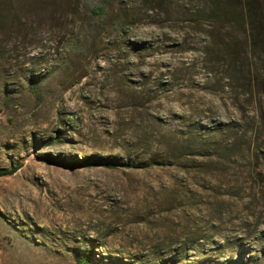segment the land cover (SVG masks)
<instances>
[{"label":"rangeland","instance_id":"374dc122","mask_svg":"<svg viewBox=\"0 0 264 264\" xmlns=\"http://www.w3.org/2000/svg\"><path fill=\"white\" fill-rule=\"evenodd\" d=\"M183 5L0 0V264H264V73L242 96ZM196 129L234 151L184 156Z\"/></svg>","mask_w":264,"mask_h":264},{"label":"trees","instance_id":"16d2710c","mask_svg":"<svg viewBox=\"0 0 264 264\" xmlns=\"http://www.w3.org/2000/svg\"><path fill=\"white\" fill-rule=\"evenodd\" d=\"M106 9V4L101 3L94 6L91 13L94 17L103 19ZM181 9L187 21L204 36L206 43L202 54L213 66L212 70L224 62L226 80L231 85L232 82L239 81L243 90L240 93L242 96L253 97L262 94L263 89L257 84L264 73V0H184ZM238 34L241 38H238ZM30 82L37 86V82L31 80ZM217 133L215 130L209 136H205L197 129L190 130L183 143V150L186 151L184 156L202 158L206 155L213 160L232 154L236 143L232 140L223 145L218 141ZM169 152L170 150L166 157L160 153L147 163L99 156L85 159L72 156L66 160L49 155L45 160L66 168L99 166L110 169L148 168L150 164L168 166L171 159H176L178 151H174L172 155ZM22 167V164H17L8 171L0 172V176L14 175ZM94 254V249L87 250L79 264H92Z\"/></svg>","mask_w":264,"mask_h":264}]
</instances>
